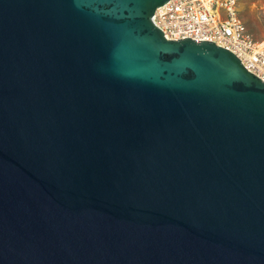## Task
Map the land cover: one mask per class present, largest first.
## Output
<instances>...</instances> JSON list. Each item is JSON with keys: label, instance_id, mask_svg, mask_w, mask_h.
<instances>
[{"label": "water", "instance_id": "1", "mask_svg": "<svg viewBox=\"0 0 264 264\" xmlns=\"http://www.w3.org/2000/svg\"><path fill=\"white\" fill-rule=\"evenodd\" d=\"M168 1L0 0V264H264V80Z\"/></svg>", "mask_w": 264, "mask_h": 264}, {"label": "built area", "instance_id": "2", "mask_svg": "<svg viewBox=\"0 0 264 264\" xmlns=\"http://www.w3.org/2000/svg\"><path fill=\"white\" fill-rule=\"evenodd\" d=\"M239 1L169 0L156 10L154 23L168 39L215 41L264 80V39H255L249 32Z\"/></svg>", "mask_w": 264, "mask_h": 264}, {"label": "rangeland", "instance_id": "3", "mask_svg": "<svg viewBox=\"0 0 264 264\" xmlns=\"http://www.w3.org/2000/svg\"><path fill=\"white\" fill-rule=\"evenodd\" d=\"M240 15L255 39H264V0H240Z\"/></svg>", "mask_w": 264, "mask_h": 264}]
</instances>
